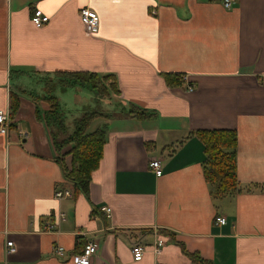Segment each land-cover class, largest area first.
<instances>
[{
  "label": "crops",
  "instance_id": "0c3cea01",
  "mask_svg": "<svg viewBox=\"0 0 264 264\" xmlns=\"http://www.w3.org/2000/svg\"><path fill=\"white\" fill-rule=\"evenodd\" d=\"M222 1L0 0V109L10 110L13 93L20 99L14 127L0 133V264H75L53 256L54 246L73 253L92 239L100 245L93 264H192L183 248L214 264H264V0L230 9ZM83 7L100 17L96 35L81 21ZM35 8L51 18L41 28ZM74 71L112 74L119 90L96 93L112 111L95 120L93 130L107 124V141L88 195L74 194L59 162L53 134L63 139L68 130L44 122L51 94L65 123L89 111L88 86L59 83ZM165 73L188 79L170 86ZM75 94L86 104L71 113L62 102ZM130 105L154 115L132 117ZM213 129L238 136L239 185L221 197L205 177L196 133ZM64 187L73 195L57 198ZM60 212V231L44 232ZM217 215L227 223L215 224ZM135 241L148 247L142 261L133 259Z\"/></svg>",
  "mask_w": 264,
  "mask_h": 264
},
{
  "label": "trees",
  "instance_id": "16d2710c",
  "mask_svg": "<svg viewBox=\"0 0 264 264\" xmlns=\"http://www.w3.org/2000/svg\"><path fill=\"white\" fill-rule=\"evenodd\" d=\"M66 77L59 79L63 87L85 85L95 91L99 97L104 98L112 92L118 93L114 75H100L92 71H74L65 74ZM164 77L170 86H179L184 83V78L174 73H165ZM50 103V109L45 116L44 122L56 133L67 130L65 115L57 97L50 95L46 97ZM20 106L17 94L11 95L10 112L15 117ZM128 114L132 117L145 119L154 115L153 112L136 105H130ZM99 117H111L110 114L100 110H89L82 114L75 122L74 130L63 139H53L59 153V162L64 176L73 183V192L88 195L92 182L93 172L100 165L103 150L107 141V124L99 125L95 130H89L93 121ZM14 127V124L11 125ZM197 136L203 141L207 154L205 177L214 187L215 196H225L235 191L239 185L237 174L236 147L238 136L233 129L199 130ZM69 158V159H68ZM69 160V162H68ZM85 241L79 245L73 253L81 252ZM184 252L189 256L192 264H214L205 259L197 252Z\"/></svg>",
  "mask_w": 264,
  "mask_h": 264
},
{
  "label": "built area",
  "instance_id": "2783aa9c",
  "mask_svg": "<svg viewBox=\"0 0 264 264\" xmlns=\"http://www.w3.org/2000/svg\"><path fill=\"white\" fill-rule=\"evenodd\" d=\"M236 0H223L222 3L225 8L230 9L233 7ZM81 21L83 22L85 29L89 35H96L99 32L100 17L96 11L90 7H83L80 11ZM50 16L45 14L43 10L35 8L32 15V22L36 27H43L50 21ZM184 80L188 79V76L182 75ZM189 91L194 90V86L190 84L188 86ZM14 124V118L11 117V112L9 109H0V133L8 135L11 130V125ZM20 135L27 136L25 132H20ZM151 168L155 171L156 175L159 177L163 174L161 160L156 158L152 159L150 162ZM56 197L61 199L65 196H72L73 192L69 188H59L56 191ZM105 212L107 217H112V208L109 206H103L101 208ZM66 218L65 212H60L58 214V220L52 221L47 220L44 222L43 231L44 232H59V224ZM227 223V218L224 215H217L215 217V224L223 225ZM165 239L160 237L154 243L152 248L156 256L162 254L163 247L165 246ZM8 251L14 252L16 250L14 242L8 241ZM100 248L99 242L95 239L89 240L85 243L84 248L81 252L70 253L64 246L57 244L52 250V255L58 259L65 260L70 258L75 264H93L95 255ZM148 247L141 242H133L131 245V252L133 259L135 261H142L146 255ZM157 264H163L159 261Z\"/></svg>",
  "mask_w": 264,
  "mask_h": 264
},
{
  "label": "rangeland",
  "instance_id": "374dc122",
  "mask_svg": "<svg viewBox=\"0 0 264 264\" xmlns=\"http://www.w3.org/2000/svg\"><path fill=\"white\" fill-rule=\"evenodd\" d=\"M57 91H55L54 93H56ZM86 95L88 96V93L90 94V101H91V107L87 108V110H100V111H112V106L111 104H107V103H103V102H98L96 100V92L93 91L92 89L86 88L85 90ZM85 101V102H84ZM84 102V104H86V100L85 99H80L78 95H71L68 96L62 103L64 105V110L68 111V112H74L76 111V107H79V105L81 106L82 103ZM97 122H99V120L94 121L89 130H93L95 125L97 124ZM66 125H67V134H71L74 130V121L72 116H69L66 119Z\"/></svg>",
  "mask_w": 264,
  "mask_h": 264
}]
</instances>
